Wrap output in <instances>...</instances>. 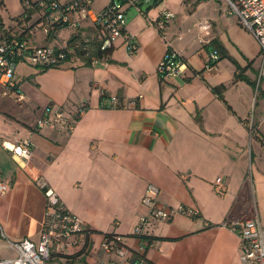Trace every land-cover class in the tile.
Instances as JSON below:
<instances>
[{"label":"crops","instance_id":"0c3cea01","mask_svg":"<svg viewBox=\"0 0 264 264\" xmlns=\"http://www.w3.org/2000/svg\"><path fill=\"white\" fill-rule=\"evenodd\" d=\"M38 16L30 14L27 20L26 39L32 46L54 47L68 39V29L48 37ZM39 30L46 36H37ZM163 31L156 22L139 23L134 29L125 25L109 58L97 64L75 55L49 69L35 65L21 79L16 76L25 97L21 102L14 94H2L0 86V180L9 183L0 201L1 258L15 256L7 239L39 241L46 216L45 197L36 185L41 179L57 192L61 205L84 222L83 249L74 257H59L63 263L100 264L107 259L102 243L111 234L127 248L128 263L241 264L238 235L226 224L257 216L264 226V114L255 119L256 103L254 113L244 109L243 100L235 107L224 94V81L212 84L205 79L184 51L163 44ZM87 32L91 28L86 24ZM136 33L137 42L131 35ZM127 36L136 45L134 54L122 49L115 54ZM168 49L179 51L184 75L164 78L157 73ZM236 70V76L248 80L246 66ZM113 95L119 107L99 103ZM79 105L85 112L76 116ZM46 108H64L73 120L72 132L38 128ZM23 140L31 143L28 159H14L3 147V142ZM217 177L227 185L222 196L214 192ZM149 183L158 188L160 206L184 205L196 209L198 216L149 220L144 235L134 234V226L148 212L140 201ZM53 257L44 264H58Z\"/></svg>","mask_w":264,"mask_h":264},{"label":"built area","instance_id":"2783aa9c","mask_svg":"<svg viewBox=\"0 0 264 264\" xmlns=\"http://www.w3.org/2000/svg\"><path fill=\"white\" fill-rule=\"evenodd\" d=\"M93 0H69L61 2L60 0H23L24 9H37L41 20L38 23L45 34H53L54 29H67L78 36L85 35L82 28L85 25L97 27L102 32L98 36L99 41L97 49L105 52L114 48L119 39L125 34V17L122 7L124 4L138 7V3H154L161 0H112L99 11H94ZM229 11L233 12L238 19V23L243 26L249 34L259 44L260 61L257 65V83L264 81V0H225ZM160 28L164 22H157ZM201 28L207 29L206 24H201ZM15 32V31H14ZM5 31H0V86L1 93L5 96L14 94L18 102L24 100V94L18 90L16 79V68L19 60L27 61L36 66L54 67L63 64L69 55L77 53L79 57H88L91 65L97 63V60H105L98 56H89L91 38H76L69 43V39L59 40L54 46L39 45L32 46L28 39H22L14 33L7 35ZM127 36L123 42L128 54H134L136 45ZM180 54L172 49L161 58L158 64L157 72L160 76H181L185 73L184 62L181 63ZM209 62V61H208ZM210 62H216V57L211 56ZM207 66V65H206ZM208 67V66H207ZM103 107H119V98L115 95L102 97L99 102ZM85 108L79 105L75 109L76 116H81ZM58 127L65 134H70L74 128L73 120L69 119L64 108H57L51 112L48 108L44 109L42 117L37 120V127L43 128ZM250 135H254L255 130L252 118L248 122ZM3 147L11 152L13 158H30L32 153L30 141H16L15 143L3 142ZM37 187L45 197L46 216L45 223L40 232L38 242L29 239L12 241L7 239L10 250L14 251L12 258H1L0 264H44L52 256L74 257L78 250H82L85 245L83 232L85 231L84 222L76 214L66 210L61 205L60 198L46 181L36 180ZM214 185V192L217 195H224L227 185L222 177H217ZM9 189V183L0 180V201L6 195ZM158 188L149 183L141 198V205L148 212L146 216L140 218L133 232L137 235L145 234V227L149 220L168 221L175 214L186 216H198V211L194 208H188L184 205L173 207H163L157 202ZM226 226L233 232H236L240 241L239 258L241 264H264V226H261L257 216L247 219H233ZM0 234L4 237L0 224ZM107 259L100 264H148L147 262L134 259L127 262L128 251L121 243V238L113 236L102 243ZM150 264V263H149Z\"/></svg>","mask_w":264,"mask_h":264},{"label":"rangeland","instance_id":"374dc122","mask_svg":"<svg viewBox=\"0 0 264 264\" xmlns=\"http://www.w3.org/2000/svg\"><path fill=\"white\" fill-rule=\"evenodd\" d=\"M60 1L63 3L65 0ZM108 2L109 0H93L92 8L94 11H99L108 5ZM125 9V25L131 26L132 29L139 23L153 22H156L159 28L157 22H164V26L160 29L164 30L166 41L164 42L163 35L160 37L166 47L168 43L171 45L173 43L176 51H184L183 55L189 58L192 65L201 70V73H204V78L210 83L213 84L219 79L224 81L226 84L224 94L233 101L235 107L241 105L243 100L244 109L248 107V111L253 112L256 103L258 110L256 114L253 112L255 119L257 120L260 114H264V82L255 83L257 65L260 61L259 44L238 23L237 16L229 11L225 0H161L156 5L153 1L143 3L141 10L139 7L124 4L122 10ZM23 11L24 7L20 0H0V23L6 26L14 25L13 17L23 14ZM203 23L207 25L205 30L201 28ZM35 34L46 36L41 30L36 31ZM131 35L137 42L138 34ZM35 41L37 45L41 44V38ZM119 49L126 51L124 44H121L115 50V54ZM186 49H189V52L185 53ZM211 56L216 57V62H210ZM239 66H246L247 70H243V73H246L248 80L236 76V69ZM31 68L36 66L19 60L16 76L19 75L21 79ZM193 74L192 72L191 75ZM53 258H56L58 264H73L63 263L64 258ZM79 264H83V260H80Z\"/></svg>","mask_w":264,"mask_h":264},{"label":"trees","instance_id":"16d2710c","mask_svg":"<svg viewBox=\"0 0 264 264\" xmlns=\"http://www.w3.org/2000/svg\"><path fill=\"white\" fill-rule=\"evenodd\" d=\"M22 1L23 0H20L21 3H22ZM110 1H112V0H110ZM141 4L142 3H138V7H139L140 10H141ZM156 4L157 3H155V5ZM37 11L38 10L35 9V8H32L30 10L24 9L23 14H21V15H19L17 17H13V21L16 22L15 25H10L9 28L4 29V30L0 27V31L8 32V33H6L7 35H10V33H15L16 36H18L19 38H22V39L27 38V33L29 32L28 30L30 28V25H28V21L27 20L30 19V14H34V15L38 14L39 12H37ZM40 20H41V16H38V19H36V21H38V23H39ZM24 22H27V23L23 25ZM0 26H2V23H0ZM90 28H91V33H88L87 32V33H85V35H81L83 37H86L87 36V37H89V38L92 39L91 42L89 43V45H90L89 46L90 47L89 56H94L95 55V56H98V57H101V58H104V59H108L109 58V54H110V52H111V50L113 48H111L110 50L105 51V52H101L99 49H97V44H98V41H99L98 36L102 35V32L97 27L96 28L95 27H90ZM67 29L70 31L69 32L70 36L68 37L70 44H72V41H74L76 38H81V36L75 35L71 31L70 28H67ZM59 30L60 29H54V32H57ZM82 31H83V28H82ZM46 35H48V37H49L52 34H46ZM75 55L77 56L78 55V52L69 55L68 58H67V60H69L72 56H75ZM87 59H88V57L84 58V61L88 64L89 62H88ZM49 68H51V67H46L44 69H49ZM238 77H241V76H238ZM215 89L216 88H213V90H215ZM113 236L114 235H111V234L106 235L103 242H105V240L111 239Z\"/></svg>","mask_w":264,"mask_h":264}]
</instances>
